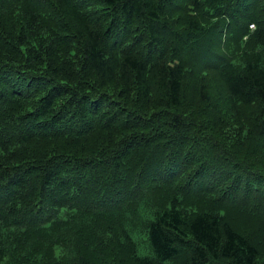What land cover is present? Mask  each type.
Wrapping results in <instances>:
<instances>
[{
  "label": "trees",
  "instance_id": "obj_1",
  "mask_svg": "<svg viewBox=\"0 0 264 264\" xmlns=\"http://www.w3.org/2000/svg\"><path fill=\"white\" fill-rule=\"evenodd\" d=\"M0 264H264V0H0Z\"/></svg>",
  "mask_w": 264,
  "mask_h": 264
},
{
  "label": "rangeland",
  "instance_id": "obj_2",
  "mask_svg": "<svg viewBox=\"0 0 264 264\" xmlns=\"http://www.w3.org/2000/svg\"><path fill=\"white\" fill-rule=\"evenodd\" d=\"M141 231H138V233H134L133 236L136 238L137 244H138V252L139 254L142 255H147L150 253V248L147 244V241H143L142 238L140 237ZM140 234V235H139Z\"/></svg>",
  "mask_w": 264,
  "mask_h": 264
}]
</instances>
